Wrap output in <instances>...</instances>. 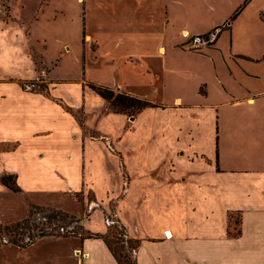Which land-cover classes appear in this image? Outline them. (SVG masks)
<instances>
[{
	"label": "crops",
	"instance_id": "0c3cea01",
	"mask_svg": "<svg viewBox=\"0 0 264 264\" xmlns=\"http://www.w3.org/2000/svg\"><path fill=\"white\" fill-rule=\"evenodd\" d=\"M146 1L132 0V7L143 6L147 20L121 25L113 15L112 29H84L95 59L119 77L114 89L129 94L125 86H137L142 94L129 95L155 105L131 122L109 113L125 116L126 127L146 112L162 117L150 142L154 158L139 172L118 148L121 133L91 135L85 96L94 90L51 78L44 48L33 44L34 22L0 19V196L10 197L16 213H26L25 195L38 206L73 212L66 191L93 189L116 160L113 172L123 175L112 183L121 179L125 196L115 221L137 241L136 264H264V0ZM10 28L21 39L15 58L5 50ZM195 38L211 42L196 47ZM23 71L30 73L23 78ZM40 73L47 86H39ZM97 142L105 143V161L92 153ZM9 176L20 192L2 183ZM133 197L144 208H133ZM105 209L92 213L101 212L105 226L89 221L90 231L110 228ZM231 219L239 220L237 235L229 232ZM77 247L74 256L71 245L44 239L0 264H120L103 239Z\"/></svg>",
	"mask_w": 264,
	"mask_h": 264
},
{
	"label": "rangeland",
	"instance_id": "374dc122",
	"mask_svg": "<svg viewBox=\"0 0 264 264\" xmlns=\"http://www.w3.org/2000/svg\"><path fill=\"white\" fill-rule=\"evenodd\" d=\"M112 1L0 0V19H4L7 16L11 20H15V17H18L25 23L34 22L33 39L35 40L33 44L39 50L44 48V54L47 59V72L51 74V78L54 80H72V82L77 83L76 86L87 87L93 83L114 89V87H117L115 85L118 84V80L120 79L113 69H103L101 64L95 59V55L89 49L91 48L95 52V44L91 43L90 39L86 37V33L84 32L85 25H87L86 27L89 30H98L103 26L111 27L112 29L113 26L111 25L114 22L113 15H116L117 19L115 21L119 20L121 25H129L134 19L139 21L141 19L147 20V18L141 17L144 7L135 5L132 7V0H119L120 3H117L119 7H116ZM156 1L147 0L146 2L147 5H151L155 4ZM113 11L116 13H112ZM119 29L121 34H125L122 26ZM12 31L16 35L17 29H8V38L6 40L4 38V42L6 52L12 54V57L15 58L17 52H20L21 39H16L12 35ZM44 39L45 42H43ZM187 47L189 48V46ZM86 50L88 51L86 52ZM161 52L163 53L164 49H161ZM86 53L88 54L85 58L86 60H84ZM4 63L8 65L7 60H4ZM23 66L25 67L26 65L23 64ZM4 67L7 66L4 65ZM8 67L7 71H10L11 69ZM41 68L39 65L38 71ZM119 70L120 73L118 72V74L123 81L125 70ZM84 72L85 75H83ZM29 73L23 71L20 72V76L25 78ZM40 76L39 86H47V82L43 79L44 77L42 78V73H40ZM142 91L137 86L136 88L134 86H125V92L129 94H142ZM85 99L88 111L87 124L92 129L91 135L97 136L98 130L107 132L111 134L110 136H116L121 133L123 140L120 142L118 148H121L120 151L129 160L132 169L134 168V170L139 172L142 166L148 165V162L154 158V151L152 150L151 152L150 145L151 139L155 137L154 128L157 124L162 127V117L151 112H146L140 115L133 124L126 127L127 121L125 116L110 114L113 111L109 102L105 100L103 104V100L94 91H88ZM84 110L85 106L81 103V107L77 111L83 118ZM125 115L128 117V122L133 121L132 115ZM102 144L105 143L97 142L92 145V153L96 161L99 162L100 155L103 157ZM133 153L136 154L134 159ZM103 159L105 161V157ZM109 166L111 170H108V174H98L95 178L93 183L95 189L93 188L86 192L84 188L81 191H71L67 188L66 194L72 201L73 212L54 206H38L31 198L25 195L24 202L28 209L24 214L16 213L11 208L12 200L10 197L1 194L0 258L15 259L18 248H27L31 244L44 241V239L71 245L73 255L76 256L75 252L79 250L77 247L79 243L88 238H100L116 250L117 257L124 264H134V251L137 247V241L132 239L126 229H121V225L115 221V213H117V209L121 204L119 201H122L125 195H123L124 193L121 189V179H119V183L112 182L117 181L115 176L122 177L123 173L119 171L113 172V168H119L116 160H110ZM135 177L137 179L139 176L136 174ZM112 185L117 188V192H121L119 195H113L110 191H107ZM6 188L9 189L8 187ZM144 189L143 186L139 187L141 192ZM96 191L99 195L96 194ZM132 201L134 203L132 205L133 208L135 206L139 208L141 205L143 206L134 197ZM91 203L95 207L90 208L89 205ZM127 203L131 204L130 202ZM108 206L111 209L109 211H107ZM97 209H105L104 216L106 220L109 218L110 220L107 221H111L110 224L114 222L108 230H105L104 234L90 231L89 227L86 226L89 221L91 222L90 226L95 229H102L105 226L103 218L100 215L101 212L97 211L92 216L93 211ZM130 212L132 210L130 209L129 211L127 205L125 218L129 219L128 221H130V214H132ZM91 216L92 218L90 219ZM230 221V230L232 231L231 233H234L238 230L236 223L239 220L231 219Z\"/></svg>",
	"mask_w": 264,
	"mask_h": 264
},
{
	"label": "trees",
	"instance_id": "16d2710c",
	"mask_svg": "<svg viewBox=\"0 0 264 264\" xmlns=\"http://www.w3.org/2000/svg\"><path fill=\"white\" fill-rule=\"evenodd\" d=\"M89 87L92 90H94L98 95H100L103 99L109 102L112 108V111L114 113H121V114H128V115L135 116V115L140 114L144 109L148 107H155L154 104H152L151 102L147 100L137 98L135 96L126 94L124 92H120L118 90H113L111 88L104 87V86H98L93 83L89 84ZM12 178H13L12 176L4 177L2 179V183L6 187H8L10 190L14 192H20V188L16 186L15 182L12 181ZM236 225L238 226V222L236 223ZM122 228L124 227L121 226V229ZM229 232L232 235H237L239 231L237 230L234 233H231L232 231L230 230ZM107 245L109 249L111 250V252L113 253V255L117 258L118 262L120 264H124L120 260V258L117 257L116 250L112 248L110 244H107ZM134 264H136L135 261H134Z\"/></svg>",
	"mask_w": 264,
	"mask_h": 264
},
{
	"label": "built area",
	"instance_id": "2783aa9c",
	"mask_svg": "<svg viewBox=\"0 0 264 264\" xmlns=\"http://www.w3.org/2000/svg\"><path fill=\"white\" fill-rule=\"evenodd\" d=\"M211 42V40L209 39V40H203V39H201V38H195L194 39V44L196 45V47H199L200 45H208L209 43ZM111 221H109V223H110ZM114 223V222H113ZM112 223V224H113ZM112 224H110V225H112ZM168 234V233H167ZM168 237H169V235H168Z\"/></svg>",
	"mask_w": 264,
	"mask_h": 264
},
{
	"label": "bare ground",
	"instance_id": "6f19581e",
	"mask_svg": "<svg viewBox=\"0 0 264 264\" xmlns=\"http://www.w3.org/2000/svg\"><path fill=\"white\" fill-rule=\"evenodd\" d=\"M168 235H169V233H168ZM169 237H170V235H169Z\"/></svg>",
	"mask_w": 264,
	"mask_h": 264
}]
</instances>
